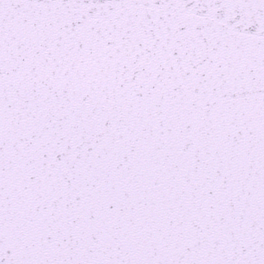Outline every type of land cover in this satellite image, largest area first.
Wrapping results in <instances>:
<instances>
[{
    "label": "snow or ice",
    "instance_id": "1",
    "mask_svg": "<svg viewBox=\"0 0 264 264\" xmlns=\"http://www.w3.org/2000/svg\"><path fill=\"white\" fill-rule=\"evenodd\" d=\"M0 264H264V0H0Z\"/></svg>",
    "mask_w": 264,
    "mask_h": 264
}]
</instances>
